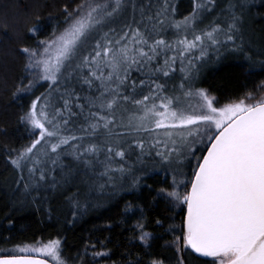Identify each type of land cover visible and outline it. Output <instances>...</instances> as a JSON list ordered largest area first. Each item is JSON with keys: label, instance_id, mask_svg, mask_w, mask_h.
<instances>
[{"label": "snow or ice", "instance_id": "snow-or-ice-1", "mask_svg": "<svg viewBox=\"0 0 264 264\" xmlns=\"http://www.w3.org/2000/svg\"><path fill=\"white\" fill-rule=\"evenodd\" d=\"M215 7L216 0H194L192 13L177 20L173 0H87L75 8L66 4L60 13L63 25L44 40L39 39L43 14H31L28 34L35 43L16 50L26 75L13 97L42 82H47L48 94L32 100L19 117L36 130L30 133L32 142L13 150L14 156L8 154L13 174L0 188V198L7 200L13 215L35 212L51 219L66 203L73 211L65 222L74 223L89 207L102 206L105 196L147 189L154 193L153 203L164 202L168 211L184 209L179 234L174 222L167 229L173 238L164 240L165 250L179 254L190 249L210 258L203 264H264V84L260 95L246 92L221 104L195 83L199 70L193 72L194 60H203L212 47L217 53L221 48L244 53L243 70L264 73V59L247 55L244 38L245 15L264 13V0L259 5L256 0H229L223 23L214 20L198 31V23ZM169 30L175 39L164 38ZM247 43H254L251 36ZM196 50L199 56L181 69L179 94L175 87L169 92L167 79L161 77L176 71L178 57L183 65ZM153 172L170 174L171 182L153 188L146 180ZM130 208L125 205L124 211ZM136 227L151 253L147 264H166L151 251L154 238L144 225ZM13 252L39 253L55 264H70L59 239L17 245L0 257V264H46ZM176 264H184L182 256Z\"/></svg>", "mask_w": 264, "mask_h": 264}, {"label": "trees", "instance_id": "trees-1", "mask_svg": "<svg viewBox=\"0 0 264 264\" xmlns=\"http://www.w3.org/2000/svg\"><path fill=\"white\" fill-rule=\"evenodd\" d=\"M84 1L0 0V132L4 130L7 132L6 135H0V188L3 187L6 178L10 179L13 174L8 164V154L11 152L14 156L13 150L24 148L34 138L30 134L34 132L33 129L20 122V115L30 106L32 100L42 94H48L46 83H43L31 93L13 97L19 81L26 75L25 61L16 54V50L35 43L28 34L33 20L31 14L33 12L43 14L42 22L45 23V28L39 39H51L53 29L58 24L63 25L64 17L60 16L63 7L71 4L75 8ZM173 2L177 20H183L192 13L194 0H173ZM259 2L260 0H256L257 5ZM228 6L229 0H216L215 9L205 15L202 23H198L197 30L204 29L214 20L223 23ZM262 16L264 13L258 10H253L250 16L245 15L244 38L245 47L248 49L247 55L257 61L264 59V55L260 54V47L264 45ZM169 32L166 34V39L173 40V31L169 30ZM249 36L254 41L252 45L247 43ZM17 37H25V39L20 40ZM219 38L224 39L223 35ZM193 56H199V50L188 59H192ZM185 63L188 64V61ZM194 63L196 68L193 72L199 70V78L195 83L217 97L221 104L242 97L246 92L259 95L260 86L264 84V73L257 71L255 75H249L243 70V66L247 63L244 53L231 52L226 48H221L217 53L214 48L208 47L204 59H196ZM202 64L204 66L200 67ZM182 67L184 68V63L176 64V71L168 78L161 77V80L167 79L168 85L175 82L178 90L184 76ZM163 174L151 173L146 177L147 183L153 188L166 185L171 178ZM153 195L154 193L150 194L147 189H143L139 192L124 191L114 198L105 196L101 202L102 206L89 207L82 218L74 223L65 222L66 218L71 221L70 212L73 211L66 203L60 206V215L50 219L47 214L35 212L22 216L13 215L7 200L0 198V257L9 255L17 245L22 247L36 244L37 241L48 242L59 239L63 256L70 264H97V261L99 264H134L137 260L147 264L151 253L148 252V246L139 240L140 232L136 227L138 223H142L144 231L154 238L149 242L151 251L160 254L166 260V264L167 261L176 264L179 256L183 257L184 264H203V261L210 260L199 257L190 249H185L179 254L175 249L165 250L164 240L173 238V234L167 229L174 222L177 226L176 233L179 234L184 209L174 208L168 211L164 202L153 203ZM125 205H131L127 212L124 211ZM141 209H143V218H141ZM156 220H160L161 224L158 225ZM103 251L109 254L101 257L93 256L94 252Z\"/></svg>", "mask_w": 264, "mask_h": 264}, {"label": "rangeland", "instance_id": "rangeland-1", "mask_svg": "<svg viewBox=\"0 0 264 264\" xmlns=\"http://www.w3.org/2000/svg\"><path fill=\"white\" fill-rule=\"evenodd\" d=\"M87 2V0H85L83 3H86ZM167 33H170L169 31L167 32ZM167 33H164L163 34V36H164V38H166V34ZM191 33H189V36H191L190 35ZM175 37L174 36H172V39H174ZM189 39H191V38H189ZM197 51V50H196ZM195 51V52H196ZM168 55L169 56H172V55H175V53L174 52H169L168 53ZM192 56V54H190V55H188L186 58H184V68L186 69L187 68V66H188V64L187 63H185L186 61H188V58H190ZM181 59L182 58H180V57H178L177 58V60H176V62H175V64L173 65L174 67H175V69H176V64H180L181 63ZM172 73H174V72H172ZM171 73V74H172ZM29 79H31V77H28ZM43 83H47V82H42V83H38L37 85H36V87L38 86V85H40V84H43ZM176 83L174 82V83H172V84H169L168 85V91L169 92H171L172 90H173V88L175 87L176 88V90H177V86L175 85ZM35 87V88H36ZM34 88V89H35ZM34 89H33V91H34ZM33 91H31V92H33ZM31 92H26V93H31ZM26 93H21V94H26ZM177 94H179V90H177ZM211 94V93H210ZM261 94V93H260ZM259 94V95H260ZM54 96H58V94H54ZM53 103H59V101L58 100H56V99H53V101H52ZM186 106V105H185ZM33 131H36V130H33ZM157 174L158 173H160V172H156ZM164 175V174H163ZM165 176V175H164ZM169 176H170V178H171V175L169 174ZM171 182V179H170V181H169V183ZM183 208V206H179V207H176V209L177 210H181ZM150 242V241H149ZM41 243H47V242H41ZM62 245V244H61ZM25 246V245H24ZM28 246H36V244H31V245H28ZM23 247V246H22ZM183 250H185V249H182V251ZM182 251H181V253H182ZM12 254H14V255H29V256H31V257H37V258H41V259H44V260H47V261H49L51 264H55V261H53L50 257H44L42 254H39V253H19V252H13Z\"/></svg>", "mask_w": 264, "mask_h": 264}, {"label": "water", "instance_id": "water-1", "mask_svg": "<svg viewBox=\"0 0 264 264\" xmlns=\"http://www.w3.org/2000/svg\"><path fill=\"white\" fill-rule=\"evenodd\" d=\"M33 258L41 259V258H37V257H33ZM43 260H44V259H43ZM45 262H46V264H51L50 262H48V261H46V260H45Z\"/></svg>", "mask_w": 264, "mask_h": 264}]
</instances>
